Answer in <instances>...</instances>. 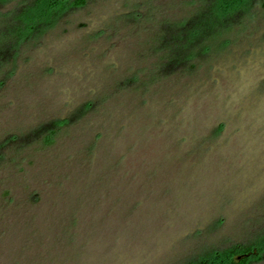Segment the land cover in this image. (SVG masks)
I'll use <instances>...</instances> for the list:
<instances>
[{
    "label": "rangeland",
    "instance_id": "1",
    "mask_svg": "<svg viewBox=\"0 0 264 264\" xmlns=\"http://www.w3.org/2000/svg\"><path fill=\"white\" fill-rule=\"evenodd\" d=\"M212 4L87 0L0 66V144L92 105L53 145L0 148V264H185L264 236V0L152 80L164 25Z\"/></svg>",
    "mask_w": 264,
    "mask_h": 264
},
{
    "label": "trees",
    "instance_id": "2",
    "mask_svg": "<svg viewBox=\"0 0 264 264\" xmlns=\"http://www.w3.org/2000/svg\"><path fill=\"white\" fill-rule=\"evenodd\" d=\"M211 1L212 6L189 23L164 25V30L156 41L158 47L155 54L159 53L160 67L158 75L152 77L154 83L176 72L194 69L197 57L194 50L200 48L204 54L207 51L204 43L209 34L219 33L226 28L236 16L244 12L252 0H215V3L214 0ZM10 2L12 0H0V6ZM86 2L87 0H22L10 12L0 14V66L16 58L21 46L27 44L31 38H37L72 10L84 7ZM138 17L135 16L134 19L137 20ZM91 110L92 105L86 104L74 113L71 119L56 120L42 126L28 140L10 138L1 143L0 148H9L14 145L12 143H18L15 148H22L25 144H30L29 142L53 145L58 135L70 126L71 122L87 115ZM263 253L264 236L250 245L237 244L226 249H210L185 264H247L251 257Z\"/></svg>",
    "mask_w": 264,
    "mask_h": 264
}]
</instances>
